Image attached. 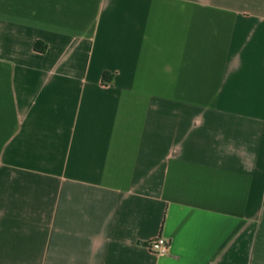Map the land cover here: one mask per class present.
Segmentation results:
<instances>
[{
    "label": "crops",
    "instance_id": "1",
    "mask_svg": "<svg viewBox=\"0 0 264 264\" xmlns=\"http://www.w3.org/2000/svg\"><path fill=\"white\" fill-rule=\"evenodd\" d=\"M0 264H264V0H0Z\"/></svg>",
    "mask_w": 264,
    "mask_h": 264
},
{
    "label": "built area",
    "instance_id": "2",
    "mask_svg": "<svg viewBox=\"0 0 264 264\" xmlns=\"http://www.w3.org/2000/svg\"><path fill=\"white\" fill-rule=\"evenodd\" d=\"M147 246L157 254L166 255L170 249V240L165 236H158L149 241Z\"/></svg>",
    "mask_w": 264,
    "mask_h": 264
}]
</instances>
